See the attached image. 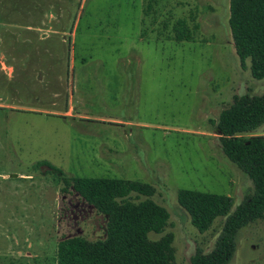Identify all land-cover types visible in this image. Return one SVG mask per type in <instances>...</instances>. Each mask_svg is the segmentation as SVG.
<instances>
[{"label":"rangeland","instance_id":"obj_1","mask_svg":"<svg viewBox=\"0 0 264 264\" xmlns=\"http://www.w3.org/2000/svg\"><path fill=\"white\" fill-rule=\"evenodd\" d=\"M147 4L0 0V264H56L61 240L105 238L106 218L53 169L151 185L169 220L149 239L172 234L174 264L209 253L225 220L199 233L179 189L229 196L232 211L252 194L216 130L236 97L264 95L235 53L229 0ZM229 264H264V218L239 231Z\"/></svg>","mask_w":264,"mask_h":264},{"label":"trees","instance_id":"obj_2","mask_svg":"<svg viewBox=\"0 0 264 264\" xmlns=\"http://www.w3.org/2000/svg\"><path fill=\"white\" fill-rule=\"evenodd\" d=\"M156 0H148L146 9ZM175 27V41L190 39L183 21ZM228 26L241 66L249 61L252 78H264V0H229ZM264 124V95L236 97L221 111L216 130L223 155L252 183V194L234 210L229 196L179 189L177 203L188 214L191 225L205 233L218 218H225L209 253L196 251L191 264H229L239 231L264 218V137L248 136ZM52 166L45 162L36 167ZM53 171L67 188L106 218L103 240L80 237L61 240L56 264H174L173 236L150 240L162 234L169 220L166 209L151 200L154 188L134 180L67 177ZM132 196H135L133 199ZM143 197L142 200L139 198Z\"/></svg>","mask_w":264,"mask_h":264}]
</instances>
